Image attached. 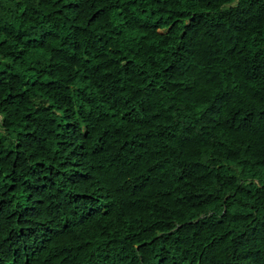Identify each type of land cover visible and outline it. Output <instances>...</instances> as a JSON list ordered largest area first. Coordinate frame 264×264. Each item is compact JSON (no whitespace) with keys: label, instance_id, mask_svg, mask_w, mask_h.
<instances>
[{"label":"trees","instance_id":"16d2710c","mask_svg":"<svg viewBox=\"0 0 264 264\" xmlns=\"http://www.w3.org/2000/svg\"><path fill=\"white\" fill-rule=\"evenodd\" d=\"M0 264H264V0H0Z\"/></svg>","mask_w":264,"mask_h":264}]
</instances>
